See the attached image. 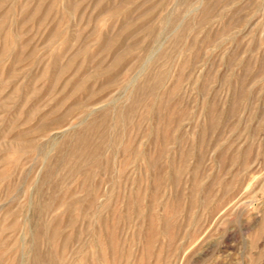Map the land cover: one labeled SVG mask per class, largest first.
<instances>
[{
  "label": "rangeland",
  "instance_id": "rangeland-1",
  "mask_svg": "<svg viewBox=\"0 0 264 264\" xmlns=\"http://www.w3.org/2000/svg\"><path fill=\"white\" fill-rule=\"evenodd\" d=\"M0 264H264V0H0Z\"/></svg>",
  "mask_w": 264,
  "mask_h": 264
},
{
  "label": "bare ground",
  "instance_id": "bare-ground-1",
  "mask_svg": "<svg viewBox=\"0 0 264 264\" xmlns=\"http://www.w3.org/2000/svg\"><path fill=\"white\" fill-rule=\"evenodd\" d=\"M106 12V11H105ZM118 17V16H117ZM205 22H207V21H205ZM216 26V25H215ZM202 30V29H201ZM183 52V51H182ZM186 58V57H185ZM184 68V67H183ZM98 71V70H97ZM157 84V83H156ZM181 84V83H180ZM185 87V86H184ZM163 90V89H162ZM164 91V90H163ZM172 96V95H171ZM181 96V95H180ZM111 113V112H110ZM217 115V114H216ZM214 117V116H213ZM183 118V117H182ZM181 118V119H182ZM184 119V118H183ZM40 122V121H39ZM83 122V121H82ZM44 123V122H43ZM136 126V125H135ZM72 127V126H71ZM66 128V127H65ZM64 128V129H65ZM57 130V129H56ZM172 130V129H171ZM56 132V131H55ZM121 133V132H120ZM203 134V133H202ZM135 138V137H134ZM166 138V137H165ZM84 140H85V138H84ZM131 142V141H130ZM80 145V144H79ZM116 146V145H115ZM129 147V146H128ZM136 149V148H135ZM104 156V155H103ZM130 162V161H129ZM55 171V170H54ZM201 177V176H200ZM196 178V177H195ZM109 194V193H108ZM235 200V199H234ZM161 204V203H160ZM153 217V216H152ZM90 218V217H89ZM57 221V220H56ZM69 221V220H68ZM57 224H59V223H57ZM49 225V224H48ZM53 232V231H52ZM56 232V231H55ZM42 234V233H41ZM53 234V233H52ZM59 235V234H58ZM65 235V234H64ZM110 236V235H109ZM54 237V236H53ZM71 238V237H70ZM66 241V240H65ZM52 253V252H51ZM50 254V253H49ZM47 255V254H46ZM42 256V255H41ZM49 256V255H48ZM55 256V255H54ZM50 258V257H49ZM53 258H55V257H53ZM42 259V258H41ZM44 260V259H43ZM20 261V260H19ZM33 261V260H32ZM51 261H52V259H51ZM28 262V261H27ZM34 262H36V260L34 261ZM41 262V261H40ZM44 262V261H43ZM51 263V262H50Z\"/></svg>",
  "mask_w": 264,
  "mask_h": 264
}]
</instances>
